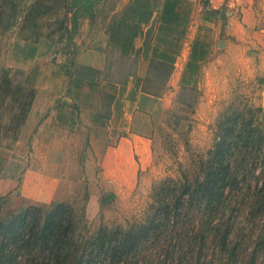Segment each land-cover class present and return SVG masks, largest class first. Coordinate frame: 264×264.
Wrapping results in <instances>:
<instances>
[{"label": "rangeland", "instance_id": "1", "mask_svg": "<svg viewBox=\"0 0 264 264\" xmlns=\"http://www.w3.org/2000/svg\"><path fill=\"white\" fill-rule=\"evenodd\" d=\"M2 1L0 145L6 146L12 155L9 159L0 158V215L7 216L28 203H43L21 196L18 190L23 169L32 168L61 178L59 187L65 198L62 201L76 208L80 222H85L91 232L100 224L108 228H127L129 224L143 222L157 205L172 204L180 191L181 180L194 177L199 171V159L215 144L220 123L227 116L229 128L235 130L232 136L242 149L249 131L261 140L254 144L253 150L264 152L262 46L246 49L244 58L249 57L250 62L241 64L239 70L230 62L225 65L227 85L219 81L224 82V78L213 76L215 80L207 89L180 87L174 97L166 87L167 67L153 65L145 85L152 96L143 95L139 121L130 127L137 137L146 138L150 144V163L144 169L123 174L111 161L102 162L103 147L113 142L104 137L102 130L106 126L101 125L99 132H93L92 125L86 123V120L91 121L89 118L79 122L76 129H63L51 122L48 130L34 139V124H25L28 104L34 96L25 84L24 66L38 48L44 52L51 50L55 55L53 63L61 67L68 64L62 56L75 48L76 37L86 34L83 30H87V26L79 19L78 31L71 32V38L66 37L62 28L71 0H25L27 13L21 18L27 14L26 20L20 18L10 28L19 0ZM116 3L117 0H106L96 7L94 22L89 23L95 39L103 38L105 22ZM86 39L88 36L80 47L88 44ZM107 64L110 67L105 72H110L113 65L112 75L118 77L129 62L110 49ZM163 93V100H159L157 97ZM53 100L56 105L60 103L58 98ZM108 105L105 104L106 108ZM106 108L101 115L107 114ZM247 119H252L254 129L249 130ZM262 168L255 167L261 175L258 180L248 177L247 196L264 187ZM103 192L114 193L115 198L102 203ZM242 194L236 189H226L220 206L213 211L183 209L185 214L178 217L172 229L160 231L157 238L145 241L129 256L128 262L163 264L165 259L169 264L177 261L179 264H250L254 258V264H264V204L258 215H247L244 202L252 197L246 200ZM226 229L229 234L222 247L220 237Z\"/></svg>", "mask_w": 264, "mask_h": 264}, {"label": "crops", "instance_id": "2", "mask_svg": "<svg viewBox=\"0 0 264 264\" xmlns=\"http://www.w3.org/2000/svg\"><path fill=\"white\" fill-rule=\"evenodd\" d=\"M82 21L89 30L76 37L73 60L77 66L100 73L78 76L81 71L75 68L69 79L63 67L52 62L55 55L51 50L38 48L24 66L25 84L34 96L25 124H34V139L47 131L51 122L63 129H76L79 122L89 118L86 123L92 125L93 132L106 126L104 137L113 144L103 147L102 162L111 161L123 174L144 169L150 163L149 142L137 137L130 127L139 121L143 95L152 96L145 85L154 64L172 67L169 74L166 68L165 81L174 97L182 86L207 89L215 80L213 76L224 78V82L219 81L227 85L225 65L230 62L239 70L241 64L250 62L249 57L244 58L247 48L262 46L264 57V0H117L101 40L95 39L91 22L87 18ZM86 36L88 44L80 47ZM110 49L123 60L136 61L132 75L119 79L121 75H112L113 65L110 74L105 72L110 67ZM69 55L62 57L67 60ZM104 74L109 76L104 78ZM164 94L157 98L163 100ZM57 98L58 105L53 100ZM105 108L107 114L101 115ZM11 155L6 146L0 145L1 159ZM59 186L61 178L25 168L18 190L31 201L48 203L65 199Z\"/></svg>", "mask_w": 264, "mask_h": 264}, {"label": "trees", "instance_id": "3", "mask_svg": "<svg viewBox=\"0 0 264 264\" xmlns=\"http://www.w3.org/2000/svg\"><path fill=\"white\" fill-rule=\"evenodd\" d=\"M11 1L3 0L2 2ZM25 0L16 3L17 10L9 23L14 27L23 13H27ZM106 0H71L66 11L63 28L66 37L78 28V20L87 18L94 22L95 9ZM69 15V16H67ZM27 14L21 18L25 21ZM75 48L66 53L71 57L63 69L69 79L74 70L77 75L95 76L99 71L76 65L73 56ZM119 79L124 80L134 73L136 61L128 59ZM171 66L167 67L168 74ZM104 74L103 77H108ZM182 88H188L182 86ZM69 93V90H68ZM29 105V104H28ZM226 119L220 123V134L207 155L199 159V171L194 177H185L178 188V196L171 203L157 205L143 222H135L127 228H108L100 224L96 230L89 231L81 221L76 208L68 202L50 201L48 203H28L7 216L0 215V264H139V261L128 262L129 256L151 238L158 237L160 231L170 230L177 223L178 217L185 214L182 210L191 207L209 211L220 206L226 189L242 191L247 215H258L263 210L264 187H259L254 194L247 191L249 176L258 180L259 172L255 167H264V152L253 150L255 143H261L251 132L247 131L242 149L233 138L234 128ZM249 130L254 129L252 119H247ZM260 169V170H261ZM245 192V193H244ZM115 198L111 192H103L101 202ZM245 214V213H244ZM83 220V218H82ZM82 223V224H81ZM229 230L220 237L223 247ZM254 257V255H252ZM252 258V257H251ZM163 264H169L165 261ZM172 264H179L178 261ZM250 264H254V258Z\"/></svg>", "mask_w": 264, "mask_h": 264}]
</instances>
